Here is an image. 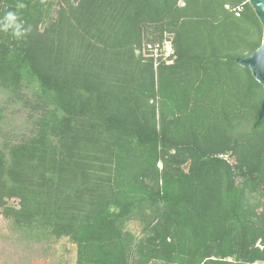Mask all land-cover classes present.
Here are the masks:
<instances>
[{
    "label": "trees",
    "instance_id": "trees-1",
    "mask_svg": "<svg viewBox=\"0 0 264 264\" xmlns=\"http://www.w3.org/2000/svg\"><path fill=\"white\" fill-rule=\"evenodd\" d=\"M262 38L248 0H0V93L33 111L0 144L13 233L76 264H264V86L236 63Z\"/></svg>",
    "mask_w": 264,
    "mask_h": 264
},
{
    "label": "rangeland",
    "instance_id": "rangeland-1",
    "mask_svg": "<svg viewBox=\"0 0 264 264\" xmlns=\"http://www.w3.org/2000/svg\"><path fill=\"white\" fill-rule=\"evenodd\" d=\"M8 104L5 119L0 124V144L25 135L30 129L31 107L9 105L8 95L0 93V105ZM137 234L138 227L130 225ZM76 246L67 238L52 243L29 245L13 233L11 224L0 215V264H76Z\"/></svg>",
    "mask_w": 264,
    "mask_h": 264
},
{
    "label": "water",
    "instance_id": "water-1",
    "mask_svg": "<svg viewBox=\"0 0 264 264\" xmlns=\"http://www.w3.org/2000/svg\"><path fill=\"white\" fill-rule=\"evenodd\" d=\"M255 11L259 21L263 27V38L261 46L249 57L237 59L236 63L244 68H249L254 79L264 86V0H248ZM264 120V100L261 110L258 114V122L260 124Z\"/></svg>",
    "mask_w": 264,
    "mask_h": 264
},
{
    "label": "built area",
    "instance_id": "built-area-1",
    "mask_svg": "<svg viewBox=\"0 0 264 264\" xmlns=\"http://www.w3.org/2000/svg\"><path fill=\"white\" fill-rule=\"evenodd\" d=\"M174 36L171 33H165L161 42L144 44L139 53L154 61V68L161 64L171 65L174 62Z\"/></svg>",
    "mask_w": 264,
    "mask_h": 264
},
{
    "label": "clouds",
    "instance_id": "clouds-1",
    "mask_svg": "<svg viewBox=\"0 0 264 264\" xmlns=\"http://www.w3.org/2000/svg\"><path fill=\"white\" fill-rule=\"evenodd\" d=\"M19 7L23 8L24 5L20 4ZM3 21L6 22L3 31L7 32L9 29H12V35L17 39H20L25 34L26 30L23 29V23L17 22L18 17L13 12H8L5 15ZM21 29H23V31H21Z\"/></svg>",
    "mask_w": 264,
    "mask_h": 264
}]
</instances>
